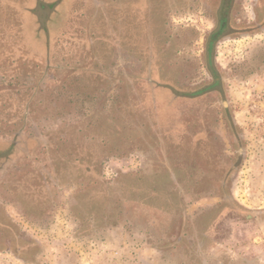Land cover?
<instances>
[{
    "label": "rangeland",
    "instance_id": "374dc122",
    "mask_svg": "<svg viewBox=\"0 0 264 264\" xmlns=\"http://www.w3.org/2000/svg\"><path fill=\"white\" fill-rule=\"evenodd\" d=\"M40 1L0 0V264H264V35L222 37L224 95L192 100L202 0L132 43L135 0Z\"/></svg>",
    "mask_w": 264,
    "mask_h": 264
},
{
    "label": "flooded vegetation",
    "instance_id": "af4514ba",
    "mask_svg": "<svg viewBox=\"0 0 264 264\" xmlns=\"http://www.w3.org/2000/svg\"><path fill=\"white\" fill-rule=\"evenodd\" d=\"M155 2L161 6L156 7L153 10L150 9V2L148 0H135L133 4L132 2L125 4V1L121 3L117 2L115 7L117 12L116 14L119 15L120 18L118 21L120 28L118 29L119 35L123 39V43L126 42L128 37L130 41L129 43H132V40L135 41V38H137V31H139L141 34L142 39H147L149 35L153 34V32H151L150 28L148 27L150 25L149 18L151 19V15L149 17L148 13L150 11H155L159 17H162L163 13L166 12L168 5V0H154V5L156 6ZM127 6L134 8V14L138 17L141 16L144 25L137 27L134 20L132 26H128V23H126L124 18H122L123 13L127 12ZM141 7L143 9H141ZM201 7L203 8V12L207 14V17L210 19L213 28V31L205 40L203 45L204 62L202 64V68L207 74L210 83L207 84L204 89L196 91L190 96L183 95L184 98L186 97L192 100L206 98L209 95H218L221 98L224 95L222 79L216 66L214 57L215 45L222 37L227 34H243L246 35V39H250L252 35H264V0H202ZM141 11L142 13H140ZM123 26L125 28L129 27V29L125 30ZM129 34H131V36ZM258 45L259 47L255 50V54L248 52L244 59V62L246 61L245 64L249 62L250 67L253 60L258 61V59H260L264 62V43H262V39L258 41ZM260 45H262V49H260ZM135 46L137 49V43H135ZM255 47L257 46H254V48ZM260 50H262L261 53ZM250 76L254 77V74H250ZM164 89L170 93H173L168 87H164ZM224 115L226 116V122L232 131V124H234V122L232 119H230L231 117L229 112H227V109H224Z\"/></svg>",
    "mask_w": 264,
    "mask_h": 264
},
{
    "label": "trees",
    "instance_id": "16d2710c",
    "mask_svg": "<svg viewBox=\"0 0 264 264\" xmlns=\"http://www.w3.org/2000/svg\"><path fill=\"white\" fill-rule=\"evenodd\" d=\"M43 4H46V2L43 1V3H42V1H39V4H38V5H39V6H43ZM55 5H56V3H52L50 7L52 8V7H54Z\"/></svg>",
    "mask_w": 264,
    "mask_h": 264
}]
</instances>
